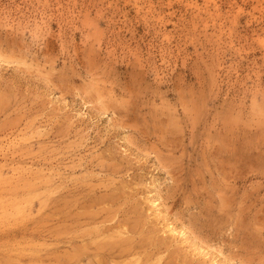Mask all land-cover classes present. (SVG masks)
<instances>
[{
  "label": "rangeland",
  "instance_id": "obj_1",
  "mask_svg": "<svg viewBox=\"0 0 264 264\" xmlns=\"http://www.w3.org/2000/svg\"><path fill=\"white\" fill-rule=\"evenodd\" d=\"M0 264H264V0H0Z\"/></svg>",
  "mask_w": 264,
  "mask_h": 264
}]
</instances>
